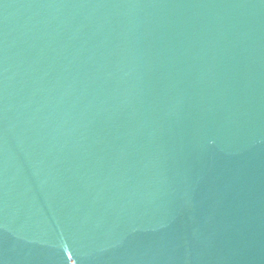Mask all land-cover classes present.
<instances>
[{
  "label": "water",
  "instance_id": "1",
  "mask_svg": "<svg viewBox=\"0 0 264 264\" xmlns=\"http://www.w3.org/2000/svg\"><path fill=\"white\" fill-rule=\"evenodd\" d=\"M0 264H264V0H0Z\"/></svg>",
  "mask_w": 264,
  "mask_h": 264
}]
</instances>
